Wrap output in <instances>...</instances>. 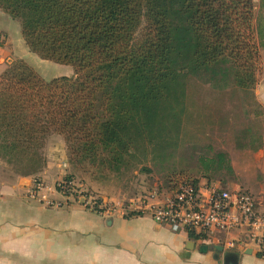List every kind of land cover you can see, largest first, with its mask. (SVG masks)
Listing matches in <instances>:
<instances>
[{"label":"trees","instance_id":"16d2710c","mask_svg":"<svg viewBox=\"0 0 264 264\" xmlns=\"http://www.w3.org/2000/svg\"><path fill=\"white\" fill-rule=\"evenodd\" d=\"M0 8L32 53L74 71L46 81L18 60L2 74L0 159L32 169L22 176L44 168L38 146L52 130L66 136L70 164L119 171L169 143L165 125L180 123L189 78L244 91L257 84L253 0H0Z\"/></svg>","mask_w":264,"mask_h":264},{"label":"crops","instance_id":"0c3cea01","mask_svg":"<svg viewBox=\"0 0 264 264\" xmlns=\"http://www.w3.org/2000/svg\"><path fill=\"white\" fill-rule=\"evenodd\" d=\"M0 36V71L21 60L39 75V66L49 68L51 79L74 76L71 67L32 53L19 22L1 8ZM262 55L264 61V51ZM254 94L264 109V77ZM246 157L247 167L254 170L262 187L258 194L263 200L264 145ZM52 163L49 160L33 176H8L0 166V264H264L256 251L241 244L243 236L238 233L218 235L216 241L191 240L186 232H173L149 216H104L74 198L64 199L55 187L66 175L68 163L58 164V170ZM36 179L49 188L47 197L63 202V207L30 198Z\"/></svg>","mask_w":264,"mask_h":264},{"label":"rangeland","instance_id":"374dc122","mask_svg":"<svg viewBox=\"0 0 264 264\" xmlns=\"http://www.w3.org/2000/svg\"><path fill=\"white\" fill-rule=\"evenodd\" d=\"M253 2L257 19L253 24L254 34H261L256 36L261 54L257 87L264 77V0ZM8 66L0 71V79ZM37 70L44 80H52L49 68L39 66ZM254 91L240 90L233 83H212L204 77L189 78L180 123L175 128L169 122L165 125L169 143L156 151L154 145L148 146L136 159L127 158L119 171L101 169L87 162L70 164L66 136L58 131L47 134L38 150L43 156L44 168L49 160L57 170L58 164L68 163V169H64L67 173L56 187L62 182H71V190L77 198H89L100 208L127 205L155 188L173 194L182 183L189 181L203 187L214 185L260 196L262 187L259 180H255L254 170L247 167L246 157L248 152L264 145V109L256 101ZM219 153L226 155L223 163L216 160ZM214 159L216 161L211 163ZM0 166L8 176L32 170L26 164H10L4 159H0Z\"/></svg>","mask_w":264,"mask_h":264},{"label":"built area","instance_id":"2783aa9c","mask_svg":"<svg viewBox=\"0 0 264 264\" xmlns=\"http://www.w3.org/2000/svg\"><path fill=\"white\" fill-rule=\"evenodd\" d=\"M3 38L0 36V45ZM55 193L64 199L74 198L104 216H149L173 232H194L206 238L218 240L221 234H241L244 247H251L264 258V199L248 191L223 189L219 186H201L192 181L182 183L173 194L160 188L130 200L127 205H105L103 208L89 198H77L72 192L71 182H62ZM49 188L35 180L29 196L49 207L61 208L64 203L47 197ZM245 239V240H244Z\"/></svg>","mask_w":264,"mask_h":264},{"label":"water","instance_id":"95a60500","mask_svg":"<svg viewBox=\"0 0 264 264\" xmlns=\"http://www.w3.org/2000/svg\"><path fill=\"white\" fill-rule=\"evenodd\" d=\"M218 250L222 251V248H217ZM248 253H252V250H250Z\"/></svg>","mask_w":264,"mask_h":264}]
</instances>
